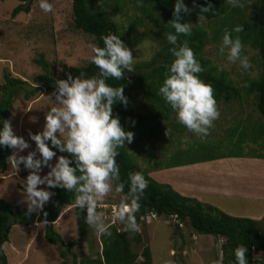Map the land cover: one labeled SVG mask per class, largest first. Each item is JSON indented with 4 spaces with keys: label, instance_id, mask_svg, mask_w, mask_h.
I'll return each mask as SVG.
<instances>
[{
    "label": "rangeland",
    "instance_id": "374dc122",
    "mask_svg": "<svg viewBox=\"0 0 264 264\" xmlns=\"http://www.w3.org/2000/svg\"><path fill=\"white\" fill-rule=\"evenodd\" d=\"M254 1L242 0L243 7L240 8L244 9ZM49 2L54 5V13H44L39 8V0H31V13H21L14 18L12 16L14 10L19 5L26 4L25 1H0V85L5 82L6 73L34 86L35 78L44 73L36 63L42 56L50 64L55 78H61L65 68L84 67L91 63V49L96 43L92 36L75 30L73 0H49ZM94 2L100 9L108 12L117 24V36L123 35L120 36L121 40L133 36L129 35V32L134 23L140 24V34H147L159 30V19L171 24L170 21L174 18L175 0H142V5L138 4V0H94ZM185 3L192 11L190 15L182 13V16L196 28L210 27V14L204 13L205 18L200 16L201 7H207L208 4L212 7L229 6L226 0H185ZM219 45L212 42L206 48L204 56L218 69L219 66H223V71H219L225 72L235 87L241 90L242 101L217 104L220 118L214 122V128L211 129V135L207 140L201 142L195 134L178 123L174 113L170 120L165 122L159 116H155V119L148 124L147 136H144L143 141H137L134 135L132 143L125 142L128 153L138 168L149 173V176L159 183L163 182L160 178L162 177L160 173L163 172L158 173L153 170L157 167L165 169L215 156L229 157L234 154L247 156L240 159L231 158L235 161H264V137L255 143L253 134L254 130L257 134L264 132V117L257 111L256 96L247 95L245 89L250 81L261 77L260 54L250 47L245 48L244 54L249 57L253 67L247 73H242L238 63L229 64L226 57L218 54ZM133 46L132 44L128 47L133 50L134 68L150 61L161 49V45L153 37L146 38L137 47ZM52 93L53 91L43 89L37 98L30 101L23 97L16 100L11 115L12 127L16 135L23 136L31 145L21 155H27L36 148L35 142L29 139V132L35 134L42 131L46 113L50 107L58 106L55 104V98L51 96ZM144 105L149 107L150 103L142 96L134 103V108L147 115ZM167 130H170L169 135ZM243 133H248V138L240 143ZM255 156L263 159L249 158ZM54 162L55 158L52 163ZM262 165L264 166V163ZM191 166L194 165L188 167ZM245 166L240 165L232 172V196L205 195L202 196V201L224 209L233 217L259 221L264 228V202L253 205L250 196H241L238 193V191H248L252 180L263 183L264 188V170L259 165ZM48 170L45 168L41 175H45ZM28 172L21 165V171L17 175H13L11 166L6 173H0V199L19 204L22 209H26L27 205L22 202L23 181L26 180ZM185 181L184 185L189 190H193L194 185L198 183L203 184L202 186L209 185L210 178L209 174L202 170V173L188 174ZM122 199L123 195L113 192L98 205V211L105 214V221L115 224L120 230L125 227L116 220L114 212ZM85 216L86 211L80 212V209L74 205L64 210L55 225L65 243L81 240L80 245L73 250L79 262L84 259L86 262L97 259L102 252L100 237L94 229L88 227ZM140 226L139 236L142 242L136 246L135 236H131L133 249L141 253L146 246H150L154 264H223L225 241L213 236L197 235L188 223L181 224L175 217L170 219L150 217ZM45 232L46 226L42 224L30 227L15 226L9 243L4 247L9 264H62L64 259L61 250L67 251V249L48 244L45 240ZM256 258L260 264H264L263 254L256 255ZM69 260L70 264H73L72 256H69Z\"/></svg>",
    "mask_w": 264,
    "mask_h": 264
},
{
    "label": "clouds",
    "instance_id": "9594fccd",
    "mask_svg": "<svg viewBox=\"0 0 264 264\" xmlns=\"http://www.w3.org/2000/svg\"><path fill=\"white\" fill-rule=\"evenodd\" d=\"M233 8L243 7L242 0H226ZM142 5V0H138ZM39 8L44 13H54V5L49 0H39ZM212 10V5L200 8V16ZM191 11L185 0H175L171 27L174 32L166 36L174 57L165 73L159 95L165 104L176 113V119L201 142L211 135L214 122L220 118V111L214 89L206 84L200 73L204 71L187 40L180 42L181 36H190L193 25L182 22ZM243 25L224 29L218 54L226 57L229 64H239L242 73H247L253 65L245 55L246 46L239 33ZM236 34L235 36L233 34ZM103 47L92 46L91 63L98 69V75L86 78L81 72L73 77L55 81L51 94L58 106L50 107L45 116L43 130L29 132V139L36 148L27 155L21 153L31 147L23 136L15 134L11 121L0 120V148L12 150L7 158L13 175L19 174L21 165L29 174L23 181V203L27 205L25 214L39 215L45 205L55 195L48 189L60 188L74 193V205L86 211L85 222L101 237L111 238L112 224L105 221V214L98 211V205L110 194H124L122 202L114 212L117 221L130 233H139L137 221L140 201L148 188V180L141 172H130L127 181H121L117 157L125 142L132 143L134 133L125 131L118 115H113V106L128 105L124 87L110 86L107 81H121L126 73L135 72L133 50L126 46L116 34L102 36ZM223 71V66H219ZM49 97V96H48ZM49 99L52 100L51 97ZM135 121H133V124ZM170 130H167L169 135ZM68 155H57V153ZM55 158V162H53ZM49 169L45 175L43 170ZM127 193H124L125 186ZM46 186V187H40ZM44 222H47L45 220ZM249 249L239 245L235 251V264H249Z\"/></svg>",
    "mask_w": 264,
    "mask_h": 264
},
{
    "label": "trees",
    "instance_id": "16d2710c",
    "mask_svg": "<svg viewBox=\"0 0 264 264\" xmlns=\"http://www.w3.org/2000/svg\"><path fill=\"white\" fill-rule=\"evenodd\" d=\"M2 2L8 0H0ZM26 4L19 5L13 12L14 18L21 13L30 14L31 5L29 0ZM248 1V0H247ZM74 11V28L86 35L92 36L96 46L103 47L102 36L109 34L118 35V26L111 19L108 12L100 9L94 0H73ZM210 15V27L196 28L193 27L190 36H181L180 42L187 40L189 47L193 50L197 60L202 65L204 71L200 73V78L210 84L214 89V95L218 103H239L242 101V92L235 87L225 72H220L213 63L204 56L206 48L212 43H221L224 29H232L237 25H243L244 31L239 33L242 42L246 47L259 52L261 57V77L258 80H252L248 83L246 89L247 95L256 96L257 111L264 117V0H255L246 8H233L230 5L212 7L208 12ZM159 30L153 33L140 34V24H133L129 35H133L123 41L126 46L134 45L137 47L146 38L153 37L161 45L159 52L148 62L139 64L135 72L126 73V77L121 81L108 80L107 83L113 87H124V95L128 98V105L122 104L113 106V115H118L121 126L125 131H131L137 138V141H143L147 136L148 124L159 116L163 122L169 121L173 112L167 106L163 98L159 95V87L163 84L165 73L168 66L173 61L169 49L172 47L168 44L166 36L169 32H174L171 24L166 20L159 19ZM182 22H188L184 17ZM127 35V36H129ZM236 35L235 33L233 34ZM123 37V35H120ZM123 39V38H122ZM36 63L42 68L43 74L35 78L34 86L28 82L14 78L10 74L4 75V84L0 85V120L11 121V115L14 104L17 99L23 97L30 101L37 98L43 89L51 92L54 91L55 81L58 79H67V74L73 77L79 76V73L86 74V78L98 75V69L92 63L84 67H69L63 70L61 78H55L48 61L42 56ZM142 96L146 97L150 106L144 105L147 115L142 114L134 108V103ZM133 121L135 123L133 124ZM12 124V122H11ZM254 141L258 143L264 137V132H253ZM248 138V133H243L240 143ZM120 155L117 157V163L120 167L121 181H127L130 172H141L148 180V188L145 190L140 201L141 207L136 213L137 221L141 224L145 219L152 215L158 218L170 219L177 218L181 224L188 223L197 235L213 236L225 241L223 245V264H235L234 251L239 245L246 246L249 251L247 258L249 264H260L256 255H264V228L261 222L248 218L233 217L219 208L202 203L195 198H190L176 192L170 185L161 184L151 178L149 173L138 168L128 153L127 147L119 150ZM12 154V150L6 147L0 148V173H6L10 167L7 158ZM57 155H68L67 153H57ZM227 158H247L245 155L215 156L211 159L203 160L204 162L223 160ZM263 159V157H249ZM200 162V161H199ZM197 164H182L171 166L177 168ZM152 170V169H151ZM154 171H160L162 168H154ZM29 172L26 174V176ZM55 195L45 205L44 212L31 216L25 214L26 209H22L19 204H12L6 200L0 199V264H9L8 257L5 253V245L10 241V235L15 226H34L42 224L46 226L45 240L48 244L67 249L61 250V256L64 259L62 264H70L69 256H72L73 264H154L153 255L150 246H146L141 253L135 252L130 240L135 236V245L141 244L139 233H130L125 229L120 230L115 224L112 225L113 236L111 238H101L102 252L99 258L92 259L88 262L78 261L73 251L81 243L73 241L65 243L63 237L56 230V223L60 220L64 210L74 206V193L56 188L50 189ZM128 186H125L124 193H127ZM124 195V194H121ZM154 219V218H153ZM47 220V222H44ZM142 259V261H141Z\"/></svg>",
    "mask_w": 264,
    "mask_h": 264
},
{
    "label": "crops",
    "instance_id": "0c3cea01",
    "mask_svg": "<svg viewBox=\"0 0 264 264\" xmlns=\"http://www.w3.org/2000/svg\"><path fill=\"white\" fill-rule=\"evenodd\" d=\"M254 159V158H253ZM248 160V159H242ZM260 160V159H259ZM243 163V164H242ZM264 161L253 160L250 162L247 161H235L231 158L223 159L222 161H210L204 162L203 160L194 164V166H182L177 168L167 167L165 169L160 170L162 174L161 180L163 181L161 184L170 185L176 192L184 195L186 197L195 198L202 201V196H232L231 189V179L233 178L232 172L239 168L240 165H246L245 167L254 165H259L260 168L264 170V166L262 165ZM205 170L209 174L210 183L207 186H202L203 184L198 183L194 185L193 190H189L184 183H186L185 178L188 174L192 172H200ZM228 172V173H227ZM197 176V174H196ZM219 178V179H218ZM247 178V176H246ZM251 182V181H250ZM258 184V185H257ZM263 183H258L252 180L251 184H249L248 191H238L241 196H250V201L257 205L264 202V188L262 187ZM207 192V194H205ZM215 206V205H213ZM216 207V206H215ZM218 207V206H217ZM219 208V207H218ZM224 211V209L219 208ZM225 212V211H224ZM226 213V212H225ZM228 214V213H227Z\"/></svg>",
    "mask_w": 264,
    "mask_h": 264
},
{
    "label": "water",
    "instance_id": "95a60500",
    "mask_svg": "<svg viewBox=\"0 0 264 264\" xmlns=\"http://www.w3.org/2000/svg\"><path fill=\"white\" fill-rule=\"evenodd\" d=\"M30 2H31V0H29V4H30ZM122 40H123V41H125V39H124V38H123ZM177 230H178V227H177Z\"/></svg>",
    "mask_w": 264,
    "mask_h": 264
},
{
    "label": "built area",
    "instance_id": "2783aa9c",
    "mask_svg": "<svg viewBox=\"0 0 264 264\" xmlns=\"http://www.w3.org/2000/svg\"><path fill=\"white\" fill-rule=\"evenodd\" d=\"M151 217H152V218H154V217H155V215H152ZM149 218H150V217H149Z\"/></svg>",
    "mask_w": 264,
    "mask_h": 264
}]
</instances>
